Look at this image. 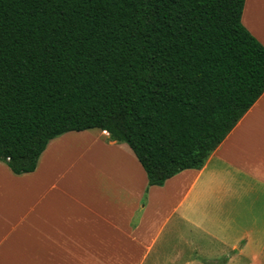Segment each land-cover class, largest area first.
Segmentation results:
<instances>
[{
  "label": "trees",
  "instance_id": "obj_1",
  "mask_svg": "<svg viewBox=\"0 0 264 264\" xmlns=\"http://www.w3.org/2000/svg\"><path fill=\"white\" fill-rule=\"evenodd\" d=\"M244 0H0V161L65 132L126 143L148 185L200 168L264 92Z\"/></svg>",
  "mask_w": 264,
  "mask_h": 264
},
{
  "label": "crops",
  "instance_id": "obj_2",
  "mask_svg": "<svg viewBox=\"0 0 264 264\" xmlns=\"http://www.w3.org/2000/svg\"><path fill=\"white\" fill-rule=\"evenodd\" d=\"M240 20L264 46V0ZM0 264H264V92L162 185L99 128L52 138L33 171L0 161Z\"/></svg>",
  "mask_w": 264,
  "mask_h": 264
},
{
  "label": "rangeland",
  "instance_id": "obj_3",
  "mask_svg": "<svg viewBox=\"0 0 264 264\" xmlns=\"http://www.w3.org/2000/svg\"><path fill=\"white\" fill-rule=\"evenodd\" d=\"M70 154H73V155H71V158H72V160H74L75 159V162H76V164H77V166L80 164V163H82L79 159H77V156H78V149H77V151L75 152V151H71V153ZM218 261H221V263L223 262V258L222 259H219Z\"/></svg>",
  "mask_w": 264,
  "mask_h": 264
}]
</instances>
